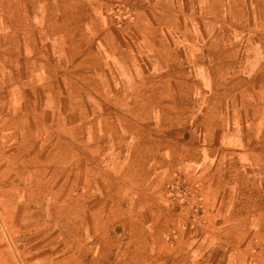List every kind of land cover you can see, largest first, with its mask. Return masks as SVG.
Listing matches in <instances>:
<instances>
[{"label": "crops", "instance_id": "obj_1", "mask_svg": "<svg viewBox=\"0 0 264 264\" xmlns=\"http://www.w3.org/2000/svg\"><path fill=\"white\" fill-rule=\"evenodd\" d=\"M41 3H51L57 8L53 16L50 14L45 18L53 19V22H46L44 19L41 24L42 13L45 14V11L41 10L43 6L35 5ZM89 3L96 8L93 12L86 9V4ZM112 3L127 6L133 12L135 26L103 27L100 22H94L93 19H103L108 5ZM46 7L44 6V9ZM190 17L188 4L180 9L175 6V0H0V195L11 196L0 199V203L3 200L14 202V195H22L21 203L28 209L31 203L42 205L43 200L50 196L49 203L54 204L55 211H73L80 217L78 219L85 220L91 216L89 212L94 209L87 203V195H90L91 190L89 185L95 180H100L104 190L109 191L117 185V205L111 204L110 201L103 202L101 208L97 209L101 214L98 221L107 227L118 221V225L124 230L127 225L138 228L141 242L147 245L142 253H145L147 258H158L157 251L150 246L148 239L153 231H147V228L169 224L177 229L178 226L176 218L169 217L175 214L173 207L166 206V203V208L155 206L150 201L159 189L156 166L172 162L177 151L180 152L178 157L181 161L190 157L188 149L186 150L187 146H190V137L186 142L174 138V132L189 130L183 122L179 123L175 118L170 119V123L166 125L147 124L145 128H141L140 118L137 116L144 111L143 107L145 110L147 106L151 109L152 105L165 98L171 99L173 106L165 107L172 112L173 117L177 116L179 111L181 115L187 114L185 109L176 106L178 104L174 98L179 97L180 89L184 92V87L180 84L185 83V92H189V76L183 73L181 61L173 55L171 44L163 38L159 21L162 26V20ZM35 22L40 28L34 26ZM88 23L92 25L86 26ZM165 28L171 29L166 26ZM179 33L185 38L183 43L189 45L188 28L182 27ZM97 47L106 51L105 56L109 54L112 57L108 66L117 67V75L129 74L128 77L132 78L134 84L141 85L135 86L139 94L130 97L128 104L123 100V107L120 106L121 96L118 92L113 90L112 94H105L103 86L101 90H95L94 86L98 87L100 83L107 84L111 81V71L105 68L107 60ZM67 67H71L75 72L76 78L73 82L77 84L73 90L63 87V82L67 81L63 79L53 96L47 94L44 84L51 80L53 75L57 81L60 77L68 75V70L65 69ZM127 68L132 70L129 72ZM146 83L148 85L143 88L142 84ZM253 87L251 85L252 89H249L250 97L257 100L259 95L253 93ZM142 89L145 94L141 93ZM232 89L230 88V91ZM47 97L59 101L60 108L56 111L51 107L47 109ZM96 97L108 99L109 104L113 106L102 107L97 113L93 106ZM108 110L109 112H106ZM108 113L115 116L117 122L111 123L109 118L104 117ZM96 114L103 116L99 123L95 122ZM125 114L132 116V119L127 118L132 121L131 124L122 121L121 116ZM43 115L45 120L48 117L49 121L52 120L53 128H40L35 123L40 122ZM51 116H56L57 122L54 117L51 119ZM32 118L36 121L32 122ZM206 129L215 132L213 144L222 148L224 142L221 121L214 120L213 126H205ZM150 131H156L157 135H151ZM160 131L169 133L162 137L158 135ZM185 135L189 136L182 133V136ZM224 147L230 149L231 145L227 143ZM237 156L240 157L241 154L237 153ZM218 158L225 163H234L238 159L230 153H222ZM255 160L263 162L257 157L250 161ZM151 163L154 166L148 167L146 171L144 166ZM136 164H139V167H136ZM19 168L22 171L21 176L14 173ZM138 170H141V175L137 173ZM206 172L207 168L204 167L202 179L204 182L212 180V193L217 194L223 185H217V173L214 172L210 176L206 175ZM246 174L242 171L234 174V178L238 180L237 184L250 185L255 189L254 174L251 172L249 177ZM151 176L155 180L150 187H146L145 181ZM15 177H20V182L13 181ZM111 178H139L140 181L132 183L137 190L132 193V188L125 190L122 182L111 183ZM56 180L59 182L56 183ZM228 183L230 182H225ZM137 194L142 195L134 199ZM73 195L75 197H72ZM125 202L127 203L124 204ZM46 206L50 207V204ZM207 207L212 218L207 225L210 231L215 232L216 228L221 226L229 227V234L241 236L236 241L246 242H253L254 236H264V203L237 201L221 205L219 210L230 211V217L225 219L211 215V206ZM129 212L138 213L129 218ZM161 217L165 219L161 220ZM253 227L258 228L257 231L250 230ZM246 236L248 238L244 239ZM260 240L263 241L264 238ZM135 242H122L117 264L141 263V252L128 251L130 245L137 248L136 244H133ZM169 252L173 255L177 251L169 249ZM101 258L102 264H110L109 253H103Z\"/></svg>", "mask_w": 264, "mask_h": 264}, {"label": "rangeland", "instance_id": "obj_2", "mask_svg": "<svg viewBox=\"0 0 264 264\" xmlns=\"http://www.w3.org/2000/svg\"><path fill=\"white\" fill-rule=\"evenodd\" d=\"M185 4H188L191 10L189 19L169 18L162 20L163 27L159 21V26L163 29V38L171 44L173 55L181 61L183 73L189 76V92H185V83L180 84L184 87V92L180 89L179 97L174 98L178 104L176 106L185 109L187 114L181 115L179 111L178 115L173 117L172 112L165 107L172 105L171 99L165 98L152 105L151 109L147 106L145 110L143 107L144 111L137 116L140 118L141 128H145L147 124L166 125L170 123V119L175 118L177 122H183L189 130L174 132V138L186 142L185 140L190 137V146L186 148L190 157L181 161L178 157L180 152L177 151L172 162L156 166L159 189L157 194L152 195L150 201L155 206L173 207L175 214L174 216L170 214L169 217L176 218L178 226L177 229L169 224L164 227L147 228V231H153L148 239L151 242L150 246L157 251L158 258H147L145 253H142L147 245L141 242L138 228L127 225L124 230L118 225V221L113 222L115 226L101 225L98 221L100 212L97 209L106 201L117 205L119 188L116 185L111 191L104 190L100 185L102 182L95 180L89 185L91 190L90 195H87L88 206L94 209L89 212L91 216L85 220L78 219L80 217L73 211H55L54 204L49 203L50 196L43 200L42 205L31 203L28 209L21 203L22 195H14V202L3 200L0 203V264H102L103 253H109L110 264H117V255L123 241L129 244L136 241L133 244H136L137 248L130 245V249L127 250L129 253L133 251L142 253L140 264H264V240H260L264 236H254L253 242H246L236 241L241 236L229 234L228 231L231 230L229 227L221 226L212 232L207 227L211 221L209 219L212 218L206 209L207 206H211V215L225 219L230 217V211L219 210L221 205L237 201L264 203V0H175V6L180 9ZM35 5L43 6L41 10L45 11V14L42 13L41 24L47 15L53 16V13L57 12V8L51 3ZM44 6H47V9H44ZM86 7L89 12L96 9L90 3L86 4ZM107 9L103 19H93L94 22H100L103 27L135 26L133 12L124 4L112 3ZM56 15L58 16L57 13ZM48 20L45 19L46 22ZM84 21L86 23V20ZM49 22H53V19ZM89 25L92 24H86ZM164 25L171 29H166ZM34 26L40 28L36 22ZM182 27L189 30V45L183 43L185 38L183 39L179 33ZM97 48L107 60L105 68L111 71V81L107 84L100 83L98 87L94 86L95 90H101L103 86L105 94H112L113 90L118 92L121 96L120 106L123 107L121 104L123 100L128 104L130 97L139 94L135 86L141 85L134 84L132 78L128 77L129 74L117 75L119 69L108 66L112 57L109 54L105 56L106 51L102 47ZM65 69L68 70V75L60 77L58 81L53 75L51 80L44 84L47 94L53 96L63 79L67 80L63 82V87L73 90L77 84L73 82L76 78L75 72L71 67ZM127 70L130 72L132 69ZM142 85L144 88V85L148 84ZM251 85L254 86L253 93L259 95L257 100L250 97ZM230 88H233L232 92ZM143 92L144 89L141 90V93ZM94 93L97 96L96 92ZM107 100L100 97L93 100L97 113L102 107L113 106ZM50 107L56 111L60 108L59 101L47 97L46 108ZM53 117L51 116V119ZM55 117L54 121L57 122ZM94 117L95 122L99 123L103 116L96 114ZM104 117L109 118L111 123L117 122L115 116L109 113ZM131 117L125 114L121 116L123 119L121 120L131 124L132 121L127 120ZM48 118L45 120L43 115L40 122L34 118L32 122L35 120L40 128L49 126L53 128L52 120L49 121ZM214 120L221 121L223 127L225 144L222 143V148L213 144L215 132L205 130V126L206 128L213 126ZM201 124L203 126H200ZM150 133L153 136L157 135L156 131ZM168 133L160 131L158 135L165 137ZM182 133L189 136H182ZM227 143L231 145L230 149L224 147ZM222 153H230L238 159L234 163H225L218 158ZM237 153L241 156L238 157ZM255 157L262 159L263 162L250 161ZM138 165L135 166L139 167ZM153 166L151 163L144 167L148 171L147 168ZM204 167L207 168L206 175L212 176L214 172L217 173L216 183L223 185L217 194L212 193L214 182L212 180L204 182L202 179ZM113 168L111 166V169ZM237 171L247 173L248 177L252 172L255 189L250 185L237 184L238 180L234 178ZM14 173L21 176L22 171L19 168ZM137 173L142 172L138 170ZM12 180L20 182L21 178L15 177ZM154 180L152 176L146 179V187H150ZM135 181L140 180L110 179L111 183L122 182L125 190L132 188V193L137 191L132 185ZM58 182L59 180H56V183ZM141 195L137 194L134 199ZM9 197L11 196L0 195V199ZM49 204L50 207H47ZM137 213L129 212V218ZM257 229L250 228L253 232ZM169 249H175L177 252L171 255Z\"/></svg>", "mask_w": 264, "mask_h": 264}]
</instances>
